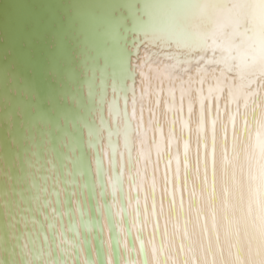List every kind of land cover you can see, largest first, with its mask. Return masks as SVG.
<instances>
[{"label": "snow or ice", "instance_id": "obj_1", "mask_svg": "<svg viewBox=\"0 0 264 264\" xmlns=\"http://www.w3.org/2000/svg\"><path fill=\"white\" fill-rule=\"evenodd\" d=\"M176 5L170 15L157 24L151 21L144 24H135L132 27L139 33L137 44L134 48V54L139 53L143 48L144 55L136 65L141 77V89L137 90L134 84L128 85L130 93L131 108L129 110V95L121 93L118 100L122 103L109 101V112L111 115V126L102 116L99 119L91 118L93 127L81 125V139L87 151L88 167L83 171L84 179L79 184V198L76 200V208L73 212L71 200H67L65 208V218L71 216L70 222L62 224V231L66 228L74 233L78 240H81V230L89 232L90 230L104 231L106 227L111 234L116 231L117 234L124 232L131 235L136 230H152V236L149 237L154 264H161V260H155L157 251L156 238L160 233L159 217L157 215L156 202V184L155 176L151 178V212L152 223L148 222V201L145 193V170L151 168L153 160L147 149L148 132L151 130V123L146 128L143 119V104L146 97L150 94V89L157 97V106L159 96L166 91L170 99V110L175 109L176 91L180 92V112H184V100L188 98L187 110L191 115L193 103L190 94L193 91V85L199 99V125L201 132L202 147L208 151L211 166V182H209L208 169L205 168L204 183L211 187L215 193V139L216 124L221 113L219 107L220 94L225 89L228 91L229 101L235 102L236 107L229 112V120L233 131V151L236 148L235 129L237 116H240L243 127L247 128L249 121L247 116L241 117L239 100H243L245 110L249 108V100L257 97L259 90L254 87L258 79L264 78V0H172ZM195 66L194 79L192 72ZM219 68V73L216 69ZM147 69V71H146ZM214 81L209 84L207 97H205V82L210 76ZM152 74L151 76L149 74ZM187 77V79H185ZM159 80L160 87L152 89L151 80ZM166 84V87H165ZM214 93L216 94L214 97ZM213 98L217 101V113L211 112V101ZM209 102V118L211 137V148L204 139V102ZM141 105V115L137 116L136 106ZM259 107V105H255ZM175 124V119L172 120ZM258 132L252 143V152L245 150V159L249 162L251 179L258 181L256 187L257 204L261 208L259 217V226L255 231L243 226L236 220L227 216L224 217L223 242L221 240V231L217 225L216 213L213 209L211 216V234L209 232L208 220L200 216L201 238L196 239L184 225L187 223L183 218H177L174 226L177 233L183 229L184 239L179 243L180 264H225L224 253L225 245L230 257L234 259L230 264H264V115L256 120ZM187 127V125H185ZM160 141L155 145L157 156L162 152V129ZM227 139V129L224 130V137ZM169 143L172 150L175 146L174 127L170 129ZM135 154V155H134ZM119 155L120 167L116 171V157ZM185 155V175L188 170V143L184 144ZM238 155V154H237ZM78 157L79 152H74ZM127 156L132 170L128 172L130 181L129 189L136 193L134 199H129L124 187L125 177V157ZM175 160V180L177 181L175 189L172 187V163ZM223 161L225 165L231 163L227 150L224 152ZM203 161H198L199 163ZM93 169L95 170V180L92 179ZM109 169H112L109 174ZM165 186L164 194L170 198V206L177 207V193H180V158L179 152L173 151L170 158L165 160ZM107 179V186L105 185ZM236 180L235 172L232 176ZM75 181H73L74 183ZM90 203L83 201L84 192L89 190ZM100 189V199L96 198V189ZM106 189L111 192L112 200L109 202L106 198ZM117 193L120 195L117 201ZM144 193V221L140 220L141 195ZM195 195V193H193ZM227 191H225L227 205ZM127 201V203H125ZM179 205H183V197L179 195ZM103 209V221L101 220V210ZM113 210H115L116 221L113 222ZM161 214L164 212L163 200L160 202ZM91 213V218H90ZM133 213L135 219L133 220ZM59 216V210H57ZM124 222V226L121 225ZM79 222L80 227H77ZM131 224V227L128 225ZM55 227V223L49 225ZM213 240L215 251H213ZM63 243L71 244L70 240H62ZM91 246V241H82ZM137 243L140 246L141 253L144 252V239L137 235ZM127 247V241L125 242ZM197 246L200 252V258L197 257ZM175 252V247L172 248ZM161 257L165 256V246L160 247ZM246 254L247 258L242 259ZM217 255L220 260H217ZM171 264H177L174 257H168ZM31 264V261H29ZM49 264V262H45ZM50 264H64L61 260L57 262L55 258ZM85 264H93L89 258H85ZM107 264H113L111 258ZM128 264H148V260L143 258L141 261L129 260Z\"/></svg>", "mask_w": 264, "mask_h": 264}, {"label": "water", "instance_id": "obj_2", "mask_svg": "<svg viewBox=\"0 0 264 264\" xmlns=\"http://www.w3.org/2000/svg\"><path fill=\"white\" fill-rule=\"evenodd\" d=\"M135 1L128 10L127 0H0V264H13L12 260L15 264H26L21 250V232H24L27 241L31 264L35 263L29 230L35 237L36 232L42 227L41 220L46 223L52 260L53 258L56 260V251L59 261L63 260L56 227L53 228L57 247L55 251L48 218V213L52 211L46 206V198L50 197L52 189V177L51 174L47 177V194H45L46 181L43 172L48 173L46 164L49 168L51 167L48 159L50 152L52 161L57 162L58 165V177L63 190L62 207L65 211L66 201L70 199L69 192L65 188L71 190L73 186L76 202L79 198V184L84 179L83 171L88 167V149H83L81 139V125L85 123L83 118L86 122L93 123L91 118L95 106L98 107L99 115L102 116L104 83L101 88L97 89L100 91V98L95 99V103L91 101V93L88 91L87 84L89 83L92 88L94 85L101 84L108 76H110V83L113 82L111 70L115 65L114 61L110 60V56L114 54L116 36H120L119 44L124 47L125 65H128L130 60H134L136 56L134 48L138 41L134 39L139 33L132 27L135 25L133 18L142 15L141 1ZM128 71L129 74L127 73L126 76L129 85L135 78L130 68ZM107 72L110 73L106 74ZM92 81H95L93 85ZM128 85L122 83L121 93H125ZM106 90L111 91V87ZM117 95L118 92L115 91L113 97L116 98ZM111 96L112 94H109L110 99ZM72 137L77 141V146L74 151L69 150V154L75 160L74 152L78 151V157L82 159V171L78 174V185L76 182L70 185L64 184L63 181V178H66L67 165L63 163L62 169L61 158L67 153ZM185 137L187 138V134ZM68 166L71 178L74 175V163L70 160ZM126 167L128 171L131 168L127 156ZM27 171V176H25ZM111 172L112 169H110V174ZM52 176L55 182V168ZM38 179L42 186L40 201L44 216H41L38 204L34 209L36 220L33 227L31 207L27 205V200L32 190L36 192L35 181ZM90 191L89 187V190L84 192L83 201L85 203H90ZM98 195L100 199L99 188ZM136 195L132 192L133 199ZM105 198L112 200L109 190ZM117 199L118 201L120 199L119 193H117ZM262 202H264L263 199ZM52 204L54 212H57L59 204L54 193L50 207ZM256 205L259 209L257 202ZM22 211L30 218V225L22 216ZM19 217L23 224L19 222ZM181 218H183L182 210ZM69 219L70 221L72 219L70 215ZM64 220L69 222L68 216L65 218L64 215ZM113 222H117L116 216ZM57 223L62 231L60 216H58ZM68 235L73 239L74 234L70 230H68ZM107 235L113 264H119L117 246L119 234L116 231L110 234L107 230ZM61 236L63 237V233ZM74 236L73 261L74 264H79L76 247L79 240L76 235ZM89 237V232L81 230L80 241L84 258L91 259V247L82 242L89 241ZM126 239L131 257L134 258L131 235L126 234ZM35 241L37 244L36 238ZM91 241L95 264H105L103 250L105 252L106 249L104 246L102 250V232L91 230ZM157 241L160 250L159 235ZM41 244L45 248L43 236H41ZM120 249L123 263L127 264L123 245ZM138 251L141 261L142 256L145 258V253H141L139 244ZM161 261L164 264V256L161 257ZM39 262V260L36 261V264H40ZM68 262L72 264L71 261Z\"/></svg>", "mask_w": 264, "mask_h": 264}, {"label": "bare ground", "instance_id": "obj_3", "mask_svg": "<svg viewBox=\"0 0 264 264\" xmlns=\"http://www.w3.org/2000/svg\"><path fill=\"white\" fill-rule=\"evenodd\" d=\"M141 1V8L140 12L142 13L141 17H135L133 18L134 24H144L151 21H155L157 24H160L162 21H164L171 13L172 9L176 7L175 4L172 3V0H140ZM135 0H127L126 7L128 10H130L133 3H135ZM134 13V12H133ZM138 34V33H137ZM139 34L137 38L134 39L138 40ZM120 36H116L115 38V50L114 54L110 56V60L114 61V68H112L111 73L113 74V82L110 83V76H108L104 81H102L101 84L94 85L92 88H90L89 83L87 84L88 91L91 93V101L94 103L96 102L95 99H99L100 91L97 89L103 86L104 83V90L102 96V117L108 121L109 125H111V115L109 112V101L112 100L114 102L120 103L118 100V96L121 94V90L123 88L122 83L124 85H128V78L127 73L129 74V68L133 71L134 74V81L132 84H134L139 92L141 89V77L139 75V71L136 68V65L140 62V59L144 55L143 48L140 49L139 53H136L134 60H130L128 65H125V51L124 47L119 44ZM133 41V42H134ZM133 46V43H132ZM133 63V66H132ZM147 71V69H146ZM210 76L208 80L205 82L204 89H205V97H207V89L209 84L214 85V81L211 79V69ZM105 72V71H104ZM110 72H107L108 74ZM216 73H219V68L216 69ZM152 75L151 73L149 74ZM192 75L194 79L198 80L199 77L195 76V66H193V72ZM187 79V77H185ZM96 81V77H95ZM95 81H92V85ZM122 81V83H121ZM111 87V91H107L106 89ZM151 87L152 89H155L157 87H160L159 80L153 78L151 80ZM166 87V84H165ZM198 87L197 84L193 85V91L190 94V99L193 103V111L191 115L188 114L187 105H188V98L186 97L184 100V112L181 114L180 112V92L177 89L176 91V101H175V109L170 110V99L166 91L162 92L159 96V104L157 106V97L155 93L150 89V94L146 97L144 104H143V119L144 124L146 128L149 126V123H151V130L148 132V138H147V149L151 155V158L153 160V163L151 165L150 169L145 170V193L147 194V201H148V222L151 225L152 223V212H151V178L150 176H155V184H156V202H157V215L159 217V224H160V233H159V239H160V245L165 246V256H164V264H171V261L168 260V257H174L177 260V264H180V256H179V243L181 240L184 239L183 237V229H181V233H177V230L174 226V221L177 218H181V210L183 212V219L187 221V223L184 225V227L187 229L188 232H190L194 237H196L197 240L201 238L200 228L198 227L200 223V216H203L208 220L209 225V232L211 234V216L213 209L216 213V221L217 225L221 231V240L223 242V231H224V224L225 220L224 217L227 214V216L231 219H234L238 221L242 227L246 226L250 230L255 231L256 228L253 227V224H255L257 227L259 226V217L262 214L261 208L257 209L256 200H257V194H256V187L258 184V181H253L251 179V172L254 170L250 168L249 162L245 159V150H247L248 153L252 152V143L256 138V134L258 132V125L256 124V120L259 119L262 115H264V78L258 79L256 84L254 85L255 88L259 90V94L257 97H253L249 100V108L247 110L244 109L243 104L244 101L241 99L239 100L240 104V113L241 117L244 115L247 116V119L249 121V125L247 128L243 127L242 121L240 116H237V123H236V129H235V139H236V148L235 151H233V131L231 127V123L229 120V112L230 110H234L236 107L235 102L229 101L228 91L225 89L222 94H220L219 99V107L221 109L220 116L218 118L217 124H216V139H215V167H216V175H215V193L213 194V191L211 187H208L204 183V176H205V168L208 169V176H209V182H211L210 178V164L208 151L202 147V141H201V132H200V125H199V99L197 92L195 91V88ZM117 91L118 95L116 98L113 97L114 92ZM126 94L129 95V103L128 107L129 110L131 108V101H130V93L127 90L125 91ZM109 94H112L111 99L109 98ZM214 93V97H215ZM85 100V99H84ZM255 105H259V107H256ZM87 108V107H86ZM137 116L141 115V105L138 103L136 106ZM211 112L213 115H216L217 113V101L215 98L211 101ZM87 117V115H86ZM93 117L95 119H99V110L98 107H94V113ZM175 119V124H172V120ZM84 120V126L86 127H93L95 126L94 123L86 122L85 118ZM187 125V127H185ZM174 127L175 131V146L174 149L170 147L169 143V135H170V129ZM210 128V118H209V102L207 99H205L204 102V139L207 141L209 148H211V137L209 133ZM158 129H162V152L157 156L156 153V147L158 141H160L161 133L158 131ZM227 129V139L225 140L224 137V130ZM187 134V138L185 135ZM65 136V135H63ZM73 137L71 138L70 145L68 146L67 153L62 155V169H63V163L67 165V171H66V178H63L64 184H73V181H75L78 185L79 179L78 174H81V167H82V159L81 157H76L75 160L72 159V157L69 154V150H75L77 146V141H75ZM185 142L188 143V170L187 175H185V155H184V144ZM83 149H85L84 144L82 143ZM227 150L229 155V160L231 163L225 165L223 161L224 152ZM50 151V150H49ZM179 152V158H180V179H179V186H180V193L179 195L183 197V205H179L178 200V193L177 195V207L170 206V198L164 194V186H165V160L170 158L172 152ZM82 152V151H81ZM88 152H90V149H88ZM34 154V152H33ZM82 154V153H81ZM238 154V155H237ZM65 155V156H64ZM135 155V154H134ZM33 160V157H31ZM49 162H51V167L49 168L48 164H46V168L48 169V173L43 172L44 180L46 181L44 185V191L45 194H47V177H52V189L50 192V197L46 198V206L49 208L52 213H48L49 218V225L52 223H55L56 227V235L58 237V240L61 242V249L63 253V261L64 264H69L68 261H71L72 264H74L73 261V252L72 247L75 245V234L73 235V239L71 236L68 235V229L66 228L63 231H60V228L58 226L57 220V212H54L53 204L50 207V202H53V193L56 195L58 204H59V216L61 217L62 224L65 223L64 215L65 211L62 207V192L60 186V181L58 177V165L57 162L52 161L51 154L49 152ZM72 161L74 163V175L73 177H69L70 170L68 166V161ZM198 161H203L199 163L198 167ZM35 165V164H34ZM175 160H173L172 163V187L175 189L176 187V180H175ZM39 167V166H37ZM55 168L56 171V180L54 182V177L52 176L53 169ZM119 168V155L116 157V171ZM132 170V166L129 171ZM128 169L126 167V157H125V177H124V187L127 191V196L129 199H133L132 197V191L129 189L130 181L128 180ZM64 172V170H63ZM151 172V175H150ZM233 172H235L236 180L233 181L232 176ZM27 172H25V176ZM110 174V169H109ZM92 179L95 180L94 175V169H93V176ZM29 184L32 187V183L29 180ZM54 184H56V187H54ZM7 185V183H6ZM36 185V192L34 193L33 190L30 193V196L27 200V205L31 207V214H32V222L34 227V221L36 220L34 209L39 204V212L41 216L42 208H41V181L38 179L35 181ZM105 185L107 186V179H105ZM65 187V185H64ZM91 188V186H90ZM69 192V198L71 200V208L73 212L75 211V194H74V188L72 186L71 190L68 188H65ZM225 191H227V205L225 203L226 197H225ZM195 193V195H193ZM5 194V193H4ZM108 194V190L106 189V196ZM141 195V205H140V220L144 221V193H140ZM96 198L99 200L98 195V188L96 189ZM108 198V197H107ZM5 199V198H4ZM264 201V198H262ZM163 200L164 204V212L161 214L160 210V202ZM111 202V200H108ZM118 201V199H117ZM127 203V201H125ZM11 208L12 212L14 213L13 203L11 201ZM14 216V214H13ZM22 216H24V219H26L27 224L30 225L31 222L29 221L30 218L27 215H24V212L22 211ZM44 216V215H43ZM113 220L115 219V210H113ZM19 222L23 224V221L21 217L18 218ZM135 219V214L133 213V220ZM101 220L103 221V211L101 210ZM68 221L70 222L69 216ZM41 228L38 232H36V236L34 237L32 235L31 230H29V239L31 244V249L33 252V259L35 261L34 264H36V261H40V264H45V262H51V248H50V240L47 235V229L45 226V221H40ZM122 226L123 221L120 222ZM78 227V222H77ZM128 227H131V224L128 225ZM55 251L56 248V238L53 231V228H50ZM35 232V228H34ZM71 232V231H70ZM61 233H63V237L61 236ZM90 237L89 241H91V230L89 231ZM152 230H136L131 232L132 237V244L133 249L135 252L134 258L131 257V252L127 243V247H125L126 234L124 232L119 233V239L117 238V246L119 251V264H124L122 259V251L120 249L121 245H123L125 254L127 256V264L129 260L133 261H140L139 257V251H138V243H137V235L142 237L144 239V253L145 258L148 260V264H154V258L152 255L151 247L149 245V237L152 236ZM41 236L44 237L45 240V248L41 244ZM35 238L37 239L38 243L36 244ZM20 240H21V250L24 255V262L26 264H29V261H31L30 257V251L27 246V241L25 239L24 232H21L20 234ZM62 240H70L72 241L71 244L63 243ZM157 242V251L155 255V260H161V253L158 247V241ZM102 250L103 247L106 249L105 252L103 250V258L104 263L106 264L107 259L111 258L110 255V248H109V240L107 235V229L104 228V231L102 232ZM77 247V257L79 260V264H85V258L83 255V249L81 245V241L79 240V244ZM91 260L93 261V264H95L94 255H93V246L91 241ZM175 247V252H172V248ZM213 251H215V243L213 240ZM196 255L198 258H200V252L198 250L197 246V252ZM217 260H220V256L217 255ZM247 256L246 254L242 257V259L246 260ZM224 262L225 264H230V261L234 259V255L230 257L227 253V247L225 245V253H224ZM56 261L59 262V259L57 258V251H56ZM12 263L15 264L14 260H12ZM18 263V262H17ZM162 264V261H161Z\"/></svg>", "mask_w": 264, "mask_h": 264}]
</instances>
